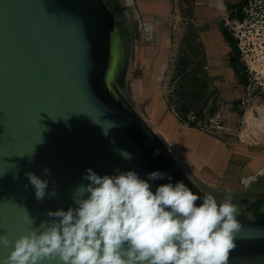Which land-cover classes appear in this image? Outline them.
Masks as SVG:
<instances>
[{"label":"water","instance_id":"95a60500","mask_svg":"<svg viewBox=\"0 0 264 264\" xmlns=\"http://www.w3.org/2000/svg\"><path fill=\"white\" fill-rule=\"evenodd\" d=\"M128 4L0 0V235L14 239L24 232L26 211L38 225L47 210L73 206L72 191L88 183L89 168L100 176L132 170L142 179L161 171L218 202L230 194L241 209V231L228 264H264V168L242 189L213 186L144 116L129 84ZM26 172L49 179L48 190L55 186L58 198L37 201L31 185L24 187ZM168 182L150 183L155 191ZM10 251L0 246V264Z\"/></svg>","mask_w":264,"mask_h":264},{"label":"clouds","instance_id":"9594fccd","mask_svg":"<svg viewBox=\"0 0 264 264\" xmlns=\"http://www.w3.org/2000/svg\"><path fill=\"white\" fill-rule=\"evenodd\" d=\"M115 172L100 176L87 169L88 183L72 191L73 206L47 210L48 219L38 225L26 211L24 232L12 234L14 239L0 235V246L11 248L2 264H228L241 231V209L230 194L218 202L183 180L172 183L165 172L144 179L132 170ZM43 175L50 177V169ZM25 176L24 187L31 185L37 201L58 198L55 186L48 190L49 179L33 172ZM165 178L169 182L153 191L150 182Z\"/></svg>","mask_w":264,"mask_h":264},{"label":"rangeland","instance_id":"374dc122","mask_svg":"<svg viewBox=\"0 0 264 264\" xmlns=\"http://www.w3.org/2000/svg\"><path fill=\"white\" fill-rule=\"evenodd\" d=\"M122 1L129 3L127 9L133 28V55L129 70L131 93L146 118L149 121L153 118L151 115L155 121L164 118L171 110L169 105L173 98L178 100L176 90L183 86L188 93L185 100L191 108L199 110L203 104L208 106L210 119L203 118L205 121L198 123L199 136L205 133L226 142L232 157L237 155L236 151H247L242 148L264 149V0H249L244 7L245 19L242 21L228 18L225 0L199 1H206L207 9L213 11L207 21L202 10L199 17L189 10L188 5L191 9L193 6L190 0H173L174 6L170 13L173 40L176 43L173 55L175 57L181 52L185 55L188 71L177 78L166 76L163 80L157 74L154 77L151 75L150 17L139 15L135 3L132 4L130 0ZM202 22L203 25L200 24ZM209 22L218 27L227 24L228 33L238 40V49H231L225 42H217L215 52L211 53L207 43L209 38L198 30L203 27L207 29ZM204 34L210 35V32ZM233 55L238 58L231 62L230 57ZM243 66L247 72V84L241 81L236 72V67ZM200 142L196 138V144L200 145ZM174 151L182 155L179 148ZM201 153H207L204 145ZM221 153V147H216L215 158ZM213 159L207 164L215 167ZM229 182L225 178L220 183H210L216 187H226L225 184L231 187Z\"/></svg>","mask_w":264,"mask_h":264},{"label":"crops","instance_id":"0c3cea01","mask_svg":"<svg viewBox=\"0 0 264 264\" xmlns=\"http://www.w3.org/2000/svg\"><path fill=\"white\" fill-rule=\"evenodd\" d=\"M134 1L136 5V12L144 17H150V62L152 67V77L157 74L158 78H161V80H163L166 76L167 78L173 77L174 79L177 78L178 75H184V73L188 71V61L185 58V55L182 52L180 53V55H177L175 57L173 55V48L176 45L173 40L174 31L172 30V20L170 17V13L174 6L173 0ZM199 1L202 0H198V2ZM205 2L196 3L195 8L196 16L199 17L200 15H202L203 11V17H205L207 21L209 20V15L211 16L213 11L207 9ZM203 23L204 22L200 24L203 25ZM204 25H206V23ZM198 30L200 31V33H202V35H206V38H209V40H207V43L209 44L208 49L211 53H213V51L215 52L217 42H225L232 49V45L222 31V27H218L216 26V24L210 23L208 24L207 29L203 27ZM208 32H210V35L204 34ZM180 88L185 91V96H187L188 93L183 88V86H181ZM185 96L183 100H185ZM177 98V101H179L180 97L177 96ZM177 101H175V98H173V102L170 105L168 104L171 110L173 109L172 111L174 113L169 110L165 117L160 119V121L152 120L155 117L151 115L153 118L150 119L154 128L157 131L159 130L158 132L162 137H166V139L164 137L163 138L172 146L173 149L179 148L182 156L188 161L189 164H191V167L195 174H197V176H199L202 180L211 184V181L220 183L225 178H228L230 180L229 185L231 187L225 184L226 187L222 188L229 187L228 189H242L244 181L243 177H246L244 175L255 173L259 168L264 166V149L257 151V147L247 149L242 148L243 150L247 151L242 153L236 151L237 155L232 157L233 154L230 152V149L226 142L216 137H209L205 133H202V135L199 136V130L197 128L198 123L201 121H205V118L210 119L207 109L208 106L203 104L199 110L193 109L191 108V106H189V118L191 114H197L196 119L198 118L197 125L191 126L188 122L183 121L178 115L177 109L179 104L177 103ZM262 117L264 125V114L262 115ZM196 138L201 140L200 145L196 144ZM192 143L194 145H191ZM247 143L250 142H246V144ZM203 145L205 146L207 151L206 155H202L201 153V147ZM216 147H221L222 153L220 156H217L215 158ZM250 149H252L251 152H249ZM231 158H233L232 161ZM212 159L213 161H215V167L207 164ZM239 178L241 179L240 182L237 181Z\"/></svg>","mask_w":264,"mask_h":264},{"label":"trees","instance_id":"16d2710c","mask_svg":"<svg viewBox=\"0 0 264 264\" xmlns=\"http://www.w3.org/2000/svg\"><path fill=\"white\" fill-rule=\"evenodd\" d=\"M240 20L242 21L243 19H245V14H241L240 16ZM224 34L226 35V38L228 39V41L230 42V44L232 45V47H234L235 49H238L237 46H234V42H233V37L228 33V32H224ZM236 72L239 75L241 81H243L245 84H247L248 80H247V72H246V68L243 67H236ZM178 96L180 97V100L177 101L178 105V114L181 117V119L183 121L188 122L191 126H196L197 125V121L198 118L194 121L190 120L189 118V104L186 100H183L184 96H185V91L180 89L176 90ZM197 115V114H196Z\"/></svg>","mask_w":264,"mask_h":264},{"label":"flooded vegetation","instance_id":"af4514ba","mask_svg":"<svg viewBox=\"0 0 264 264\" xmlns=\"http://www.w3.org/2000/svg\"><path fill=\"white\" fill-rule=\"evenodd\" d=\"M131 1V3L132 4H134L135 3V1L134 0H130ZM191 1V2H190ZM189 2L190 3H192L193 2V6H192V9H191V6L190 5H188V8H189V10L191 11H193V13H194V15L196 16V8H195V4H196V1H197V3H199L198 2V0H190ZM249 0H225V8H226V10L229 12V14H228V18H231L232 20H236V21H241L240 20V15L241 14H244V7H245V4L248 2ZM226 26H224L223 24L221 25V27H222V31L223 32H228V29H227V24H225ZM234 39V38H233ZM233 42H234V46L236 45V46H238V40H237V38H235L234 40H233ZM232 49H233V47H232ZM234 57H236L235 59H233ZM237 58H238V56L237 55H233V56H231L230 57V59H231V62H233V60H237Z\"/></svg>","mask_w":264,"mask_h":264},{"label":"bare ground","instance_id":"6f19581e","mask_svg":"<svg viewBox=\"0 0 264 264\" xmlns=\"http://www.w3.org/2000/svg\"><path fill=\"white\" fill-rule=\"evenodd\" d=\"M143 113V112H142ZM144 114V113H143ZM145 116V115H144ZM263 168H264V166H263ZM263 168H261L260 170H258V171H256V173L255 174H253L252 176H246V177H243L244 178V181H243V183L244 184H248V183H250V181L256 176V174H257V172H259V171H261Z\"/></svg>","mask_w":264,"mask_h":264},{"label":"built area","instance_id":"2783aa9c","mask_svg":"<svg viewBox=\"0 0 264 264\" xmlns=\"http://www.w3.org/2000/svg\"><path fill=\"white\" fill-rule=\"evenodd\" d=\"M190 119H191L192 121L196 120V115H195V114H191Z\"/></svg>","mask_w":264,"mask_h":264}]
</instances>
